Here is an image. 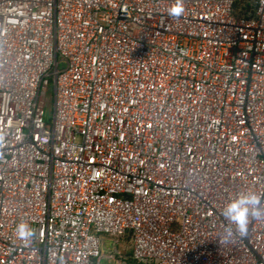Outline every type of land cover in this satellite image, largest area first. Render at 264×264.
<instances>
[{
  "label": "built area",
  "instance_id": "1",
  "mask_svg": "<svg viewBox=\"0 0 264 264\" xmlns=\"http://www.w3.org/2000/svg\"><path fill=\"white\" fill-rule=\"evenodd\" d=\"M245 193L264 0H0V264H264Z\"/></svg>",
  "mask_w": 264,
  "mask_h": 264
},
{
  "label": "clouds",
  "instance_id": "2",
  "mask_svg": "<svg viewBox=\"0 0 264 264\" xmlns=\"http://www.w3.org/2000/svg\"><path fill=\"white\" fill-rule=\"evenodd\" d=\"M221 215L234 226L236 233L243 235L250 218L258 219L264 216V212L261 211V197L254 193L239 195L223 208ZM233 234L231 227H225L224 240L227 241Z\"/></svg>",
  "mask_w": 264,
  "mask_h": 264
},
{
  "label": "rangeland",
  "instance_id": "3",
  "mask_svg": "<svg viewBox=\"0 0 264 264\" xmlns=\"http://www.w3.org/2000/svg\"><path fill=\"white\" fill-rule=\"evenodd\" d=\"M47 100H48V105H47V117L48 119L51 117V113H52V90L50 89L48 91L47 94ZM103 241H104V251L106 254H108L110 251H112L114 249L113 247V239L109 238L108 236H103L102 237ZM124 251H128L127 247H124Z\"/></svg>",
  "mask_w": 264,
  "mask_h": 264
},
{
  "label": "trees",
  "instance_id": "4",
  "mask_svg": "<svg viewBox=\"0 0 264 264\" xmlns=\"http://www.w3.org/2000/svg\"><path fill=\"white\" fill-rule=\"evenodd\" d=\"M126 254H128V253H126ZM129 255V254H128Z\"/></svg>",
  "mask_w": 264,
  "mask_h": 264
}]
</instances>
